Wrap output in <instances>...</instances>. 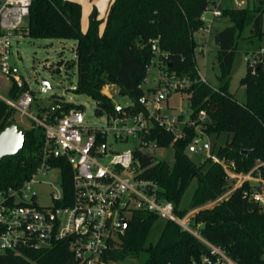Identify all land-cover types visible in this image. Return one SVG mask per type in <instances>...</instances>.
<instances>
[{
  "label": "trees",
  "instance_id": "obj_1",
  "mask_svg": "<svg viewBox=\"0 0 264 264\" xmlns=\"http://www.w3.org/2000/svg\"><path fill=\"white\" fill-rule=\"evenodd\" d=\"M225 1L221 6L222 16L229 18L230 25L215 35L219 65L215 88L199 80L194 58L197 42L193 32L202 27L199 17L210 0H112L102 33L95 17L89 20L86 30L82 29V8L76 0H31L27 34L31 38L74 40V58L69 64L75 66L77 74L73 91L92 98L96 113L111 114L142 109L137 101L144 91L139 85L153 57L150 41L157 38L159 48L167 53V70L191 82L182 91L188 95L193 117L199 110L205 111L202 130L206 134L231 133L230 139L215 153L233 160L236 171L247 172L258 160L264 161V74L260 70L252 73L246 67L239 80L245 89L242 102L229 92V81L237 39L247 26L250 43L260 46L264 0H253L252 7L246 4L241 8L232 6V0ZM106 82L117 85L119 93L128 96L132 104L117 108L110 97L101 93V86ZM62 105L64 110H83L81 104L62 102ZM10 115L13 110L0 101V131ZM184 129L185 137L172 145L173 166L152 156L140 155L142 167H146L144 176L158 183L161 195L174 204L179 216L189 211L178 209L177 205L193 178L197 186L191 207L214 200L226 190L227 184L220 165L209 157L196 164L186 154V145L194 131ZM152 137L157 138L160 147L170 146L173 140L172 133L158 127L154 128ZM41 145V132L37 135L34 130L25 129L22 148L0 159V192L31 178L41 162ZM50 162L62 165V184L69 193L70 165L58 158ZM261 174L264 177V167ZM247 187L245 183L214 206L199 209L190 217V225L201 238L220 247L237 264H264V207L243 196L242 190ZM157 219L149 211L133 212L124 233L106 252L105 259L114 263L134 259L139 264H194L209 253L198 237L170 220L164 223L156 242L146 245L147 235ZM0 264L77 263L67 239H62L49 247L27 248L20 253L4 251L0 254Z\"/></svg>",
  "mask_w": 264,
  "mask_h": 264
},
{
  "label": "built area",
  "instance_id": "obj_2",
  "mask_svg": "<svg viewBox=\"0 0 264 264\" xmlns=\"http://www.w3.org/2000/svg\"><path fill=\"white\" fill-rule=\"evenodd\" d=\"M223 2L210 0L199 17L203 25L194 32L199 33L195 41L200 50L204 48L202 42L206 37L203 31L209 30L214 19L222 16ZM30 3L31 0H0V89L2 84H8L6 90L12 94L11 98H6L0 93V101L11 110L30 116L41 130L42 141L41 162L31 178L0 192V254L8 250L20 253L27 248L49 247L56 240L67 239L77 264H112L105 259V254L124 233V222L128 223L133 212L145 210L177 223L206 244L209 253L194 264H237L191 227L190 217L194 210L183 216L177 215L174 204L161 195L158 183L144 176L146 167H142L140 155L156 159L154 152L160 148L157 138L152 137L155 127L173 134L170 145L185 137V127L193 128L194 134L185 150L202 153L209 149L207 144L197 146L198 135L205 133L201 128L206 118L204 110H199L195 117L192 111L187 117L183 113H160L161 102L172 91L189 87L191 82L167 70V53L159 48L158 39L150 41L153 57L139 85L144 91L137 101L141 110L105 112L109 118L106 123L91 126L84 120L82 109L64 110L62 102L55 100L63 106L61 110L52 114L44 107L42 116L35 117L27 111L32 96L25 89L26 82L11 61L13 39L28 32ZM232 4L241 8L245 2L232 0ZM244 61L252 73L260 70L264 74V46L246 54ZM152 66L158 68L154 89L146 87ZM198 75L200 81L207 83L204 76ZM147 88L151 90L147 91ZM131 139L136 141L133 147L116 149L119 142ZM208 157L221 166L228 184L226 191L207 201L202 208L221 202L245 183L248 187L243 188V196L264 204V177L261 174L264 161L258 160L247 172H238L233 160L216 153ZM52 158L70 165L69 193L62 184V165L51 164ZM51 169L60 173L59 188L49 194V204L39 205L34 185L41 181L36 176Z\"/></svg>",
  "mask_w": 264,
  "mask_h": 264
},
{
  "label": "rangeland",
  "instance_id": "obj_3",
  "mask_svg": "<svg viewBox=\"0 0 264 264\" xmlns=\"http://www.w3.org/2000/svg\"><path fill=\"white\" fill-rule=\"evenodd\" d=\"M80 4H84L82 29L86 30L88 22L91 19L93 9H95V18L99 21V32L102 33L105 25V15L110 6V0H76ZM244 1V5L252 7L253 0H236ZM85 3L91 5V8H86ZM227 3V0L225 1ZM233 6V4H232ZM82 8V7H81ZM209 18V14L206 15ZM230 25L228 17H218L214 19L213 24L209 25L210 36L208 40L202 42L204 48L201 52L195 51V62L198 73L205 77L207 84L216 87L218 84L217 75L219 74V65L216 62V49L215 35L223 26ZM262 39L260 45L264 46V14H262ZM198 32H193V39H196ZM250 30L247 26L241 33L240 38L237 39V52L234 57L233 66L229 81V92L234 96L237 101H244L245 89L243 85L239 84V80L246 72V65L244 56L255 50L256 45L250 43ZM75 45L74 40L56 39V38H31L27 31L20 37L14 38L12 41V56L11 61L17 67L22 78L25 80V89L32 96V102L27 111L33 116L41 117L44 107H46L52 100L58 102H69L73 104H81L83 106L84 120L91 126H99L105 124L109 119L105 112L96 113V102L86 94H76L73 89L76 88V68L69 66L71 60L74 58L73 48ZM194 56V58H195ZM67 63V64H66ZM59 64L61 66L58 68ZM66 64V65H65ZM158 72L156 66H152L151 74L147 75L146 87H157V80L155 78ZM42 81H47L48 86L43 85ZM8 84H2L0 93L6 97L11 98L12 94L7 92ZM45 88V90H42ZM101 93L110 97L116 107H126L132 104L128 96L121 95L119 88L115 84L104 83L101 86ZM162 108L160 113L174 115L183 113L185 117L192 111L188 95L183 91H172L165 100L161 102ZM13 119L18 125L24 129H32L37 135H40V128L36 125L35 121L20 111L13 109ZM231 133L221 132L219 134L211 133L198 135L197 146L201 147L207 144L209 149H204L202 153L190 152L185 150L186 154L196 163L203 162L210 154H215V151L225 142L230 139ZM136 141L134 139L128 142H119L116 149L123 150L133 147ZM206 148V147H205ZM157 160L166 161L170 166L174 164V147L157 148L154 152ZM207 162L203 169L205 170L209 165ZM40 180L38 184L34 185L37 195V203L39 205H47L50 203L49 194L57 192L60 182V173L57 169H51L45 174L40 173L36 176ZM228 184V183H227ZM227 184L225 185L227 188ZM197 186L196 178H193L186 190L184 191L179 203L178 209L194 210L193 215L202 209L204 204L196 207L192 205V195ZM227 190V189H226ZM225 190V191H226ZM264 207V204L262 205ZM210 208V207H209ZM191 215V217L193 216ZM166 222L165 219L158 217L152 225L147 238L146 245L155 243L160 235V232ZM192 227V226H191ZM112 264H139L137 260L128 259L124 262H112Z\"/></svg>",
  "mask_w": 264,
  "mask_h": 264
},
{
  "label": "water",
  "instance_id": "obj_4",
  "mask_svg": "<svg viewBox=\"0 0 264 264\" xmlns=\"http://www.w3.org/2000/svg\"><path fill=\"white\" fill-rule=\"evenodd\" d=\"M94 17L95 10H93L91 14V19ZM42 84L48 86L47 81H42ZM42 90H45V88ZM46 107L52 112V114H55L58 110L63 108V106L58 105L55 100H52ZM24 136L25 129L16 123V121L13 119V115H10L6 121L5 127L0 131V159L2 157L17 153L23 146ZM127 225L128 223L124 222L125 228Z\"/></svg>",
  "mask_w": 264,
  "mask_h": 264
},
{
  "label": "crops",
  "instance_id": "obj_5",
  "mask_svg": "<svg viewBox=\"0 0 264 264\" xmlns=\"http://www.w3.org/2000/svg\"><path fill=\"white\" fill-rule=\"evenodd\" d=\"M111 2H112V0H110V4H111ZM86 5H85V7L87 8H91L92 6L91 5H89V4H87V3H85ZM109 4V5H110ZM81 7H82V16H81V25H82V20H83V16H84V14H83V8H84V4L81 2ZM109 8V7H108ZM93 10H95V9H93ZM108 11V10H107ZM96 12V11H95ZM106 14H107V12H106ZM105 17H106V15H105ZM214 22V21H213ZM82 27V26H81ZM225 26H223L222 28H224ZM221 28V29H222ZM85 30V29H84ZM203 33L206 35V37H205V42L208 40V38H209V36H210V30H207V31H203ZM198 35L197 36H199V33H197ZM196 36V37H197ZM203 47V46H202ZM200 48L201 47H196L195 48V51H198L199 53L201 52V50H200ZM195 51H194V56H195ZM195 59H196V56H195Z\"/></svg>",
  "mask_w": 264,
  "mask_h": 264
}]
</instances>
